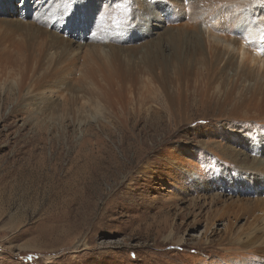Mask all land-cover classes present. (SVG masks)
Here are the masks:
<instances>
[{"label":"rangeland","instance_id":"374dc122","mask_svg":"<svg viewBox=\"0 0 264 264\" xmlns=\"http://www.w3.org/2000/svg\"><path fill=\"white\" fill-rule=\"evenodd\" d=\"M188 2L0 0V264H264V0Z\"/></svg>","mask_w":264,"mask_h":264},{"label":"bare ground","instance_id":"6f19581e","mask_svg":"<svg viewBox=\"0 0 264 264\" xmlns=\"http://www.w3.org/2000/svg\"><path fill=\"white\" fill-rule=\"evenodd\" d=\"M183 1H187V2L189 1L188 6L190 8L197 7L198 2L199 4L201 3V0H183ZM222 18L224 17L222 16ZM243 19L244 18L242 17V19L240 20ZM245 19L247 20L246 17ZM240 20H238L237 22L240 23L241 22ZM261 61L262 60H260L259 62ZM246 167L247 170L250 169L258 174L264 175L263 162L255 160ZM263 180H264V176H261V178L258 179L257 182L263 183L264 182ZM232 214L235 217H237L238 220L242 216L246 217L245 218L246 222L242 227L238 228L236 222L228 221L226 226V230H227L226 236L219 245L220 246L224 245V250L226 249L230 252H233L234 250H239L240 248H242L241 246H244V248H248V250L246 251L247 254L249 253L253 256L259 255L260 257L264 258V201L259 203H254L250 206L241 205L239 207L233 208ZM220 216L224 217L221 213Z\"/></svg>","mask_w":264,"mask_h":264},{"label":"snow or ice","instance_id":"6c2138e0","mask_svg":"<svg viewBox=\"0 0 264 264\" xmlns=\"http://www.w3.org/2000/svg\"><path fill=\"white\" fill-rule=\"evenodd\" d=\"M76 3V0H64V4L63 7L61 9V15H68L69 17H71V12H72V5ZM122 4L127 5L128 4V0H121ZM127 8H123V9H113L111 12L113 21H114V27L119 30L122 27H124V21L119 19V13L121 12H126ZM109 15L108 12H106L104 9H101L100 11H98L94 17L93 20V26L95 28H100L103 26V23L106 19V17ZM77 23H86V15L84 17H81L80 19L77 20ZM262 42H264V39H262Z\"/></svg>","mask_w":264,"mask_h":264}]
</instances>
